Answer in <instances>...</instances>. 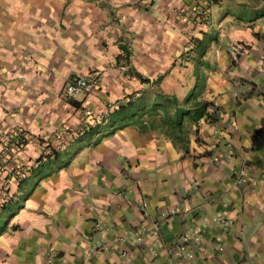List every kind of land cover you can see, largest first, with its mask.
Here are the masks:
<instances>
[{"label":"crops","instance_id":"crops-1","mask_svg":"<svg viewBox=\"0 0 264 264\" xmlns=\"http://www.w3.org/2000/svg\"><path fill=\"white\" fill-rule=\"evenodd\" d=\"M67 2L76 5L69 12L79 15L75 34L62 27ZM189 2L0 0L11 5L0 12L4 124L48 136L65 121L66 105L80 106L84 98L66 104L60 92L68 76L90 71L76 72L89 43L91 54L99 52V31L87 38L84 25L91 20L98 28L96 22L107 14L120 17L129 24L124 34L142 41L112 46L102 63L112 66L129 48L130 67L147 79L138 78L134 90L142 92L141 108L131 112L103 106L101 98L123 100L133 92L122 90L124 78L115 70L102 76L82 104L105 112L104 122L91 123L75 150L62 155L76 153L81 166L74 178L62 173L55 185L47 170L37 177L42 183L31 198L12 214L14 207L6 206L0 222L11 216L0 224V264H264V0H220L202 23L179 26L178 9ZM106 3L111 5L107 12ZM21 12L25 18H19ZM187 36L194 38L193 45ZM234 42L246 46L236 65L228 53ZM172 43L176 47L166 53L165 44ZM140 44L144 61L134 58ZM182 56L185 65H168L170 57ZM143 68L153 70L143 73ZM197 92L211 103L209 116L197 124L184 117V141L178 142L167 134L163 116H174ZM240 170L243 176L236 177L233 172ZM74 182L91 202H72L73 215L66 225L58 222L52 235L54 224L48 214H40L42 202L36 197L51 185L58 191Z\"/></svg>","mask_w":264,"mask_h":264},{"label":"rangeland","instance_id":"rangeland-1","mask_svg":"<svg viewBox=\"0 0 264 264\" xmlns=\"http://www.w3.org/2000/svg\"><path fill=\"white\" fill-rule=\"evenodd\" d=\"M91 1V0H90ZM183 1V0H182ZM220 0H217V3ZM191 2V1H190ZM189 2V3H190ZM215 3V4H217ZM214 4V5H215ZM213 5V6H214ZM10 4H0V12L4 11L5 7H10ZM75 4H70L69 2L65 3V8L63 10V13L61 14V19H64L62 27L64 30H72V34L76 33V20L79 17L75 13V11L69 12L70 7H75ZM104 8L107 12V7L111 6L110 4H104ZM186 6H189V10L191 11L193 6L190 4H186ZM186 7L175 8L174 10L177 11L179 16L176 18L178 21L179 26H183L187 24V22L191 21H185L182 18V10H184ZM18 10L17 12H19ZM188 11V9H187ZM19 18H25L24 12H21V14H18ZM47 15H36L34 18L37 19H45L47 18ZM116 19V20H115ZM203 21V20H202ZM98 24V28L92 27V21L88 20V22H85L84 29L89 32V35L87 38H91V35L93 32L96 34V30L99 31L98 36V48L99 52L92 53L91 43L88 44V48L84 49V55H86L83 59V61H80L78 69L76 72H85L86 70L90 71H96L99 72L102 76L109 75V71L115 70L117 72V76L123 77L124 80L121 82L122 84V90L124 91L125 88L131 89V91L135 93H139L140 90L137 88V90H134V87H137L140 83L137 77L133 76L135 74V70L130 67V60L131 56L133 54L131 53V50H128L127 48L123 49V52L119 53L117 55V62H114V64L111 65H105L102 63L103 58L107 55V53L110 51L112 46L115 47V45L122 46L125 45V47L128 46V42H132V40H135L136 43H141L140 36H127L124 34V32H129L127 28L129 27V24H125V22L120 17H110L108 14L105 18H99V20L96 22ZM196 23H202L201 21ZM176 24V22H175ZM195 24V23H193ZM186 27V26H185ZM179 28V27H178ZM182 29L179 28V32L183 33L181 31ZM117 31V35H114L113 32ZM113 35V36H112ZM188 35V34H187ZM77 37V36H76ZM178 38V37H177ZM189 43L194 41V38L188 37ZM187 40V41H188ZM123 42V44L120 43ZM153 47H156L154 43L151 44ZM150 45V46H151ZM176 47L174 43L172 44H165L164 50L167 51L166 53H169L173 51V49ZM140 53L135 52L134 58L137 60L140 59L144 61V55H142L143 48L140 44ZM87 50V52H86ZM188 51V50H187ZM154 50L151 52L153 53ZM186 53V52H185ZM170 55V54H169ZM179 57V56H178ZM91 60V61H90ZM98 60H100L98 62ZM90 61V62H89ZM186 59L184 56H182L181 60L180 58L176 57H170L169 60V66L175 67L176 65L183 66L186 63ZM97 63V64H96ZM121 66H125V70L121 69ZM143 69H145L143 71ZM141 69L143 73H148L146 69H149V71H152L153 69L150 68H143ZM164 71L166 68H160ZM132 73V74H131ZM147 75V74H146ZM143 74V76H146ZM103 79V78H102ZM125 92V91H124ZM122 95H125L122 93ZM126 95H128L126 93ZM88 97V96H87ZM85 97L84 99L86 100ZM76 99L74 97H70L65 99V103L69 104V100ZM83 100L80 101L79 107H72L69 108L68 105L66 107L68 108L65 121L57 127H55L51 133L47 136L42 133H31L28 131L25 127L22 125H6L3 122L0 121V128H4L5 131H8V133H2V136L0 137V214L2 211L6 208V206H13V210L11 209V214L19 208L22 204H24L27 199L32 197V191L35 188L37 184H41L42 180L38 179V176H44V173L48 170L51 171L53 174V180H51L52 184L59 183V180L61 178L62 173L63 174H71L78 170L81 166V163H75V155L76 153L70 154L69 157H63L67 153H71V150H75L74 144L77 143L79 140L80 135V129L84 127V125H87L88 127L91 125H99L97 123V120L99 118H95L94 121L90 119L86 114L85 110H92L87 105H83ZM103 106L110 108V106H114L115 104L118 106L116 101L112 102L113 99L109 98L107 101H105L104 98H101ZM119 103L122 102V97L119 98ZM82 104V105H81ZM95 112V111H94ZM93 112V113H94ZM97 116L100 117V115L106 116L105 112H95ZM92 121V122H90ZM16 129H19L22 132H25L27 135V139L23 138L21 135L20 137L13 136V131H16ZM87 132V131H86ZM78 135V136H77ZM18 138V139H17ZM73 146H70V145ZM70 151V152H69ZM89 152V151H88ZM66 153V154H65ZM90 153V152H89ZM63 155V156H62ZM88 156V155H87ZM86 156V157H87ZM99 166V165H97ZM50 172V173H51ZM42 173V174H41ZM41 174V175H40ZM233 174L237 177L243 176V171H235ZM58 178V180H57ZM74 178V176H71V179ZM78 182H74L72 187H61L62 189L56 191L55 188L51 185L47 190L44 191L47 195L45 198L43 197V194L39 197H36V199H40V214H48L53 224L54 228L52 229V235L55 234V230H58L57 224L61 223L65 225L70 219L69 216L73 215L72 213L75 211V208L73 207L69 211L70 208L69 205L72 204V202H78L80 200L84 201H90L91 202V196L88 195V193L84 191H78L79 185H76ZM79 184V183H78ZM59 185V184H58ZM53 188V190H52ZM43 189V187H42ZM51 193L50 194V192ZM82 192V193H81ZM35 199V200H36ZM34 200V201H35ZM62 201V202H61ZM61 202V204H60ZM44 203V205H43ZM68 203V206L65 204ZM45 206L44 208H42ZM47 206H49L47 210ZM45 209V210H44ZM49 211V212H48ZM11 214L5 215V220H1L0 224L3 225L4 221H8ZM59 222V223H58ZM18 230H22L23 232L26 230L25 228L16 227ZM55 229V230H54ZM101 247V246H100ZM99 246H93L91 247V250H99ZM101 249V248H100ZM54 257L57 259L59 255V251H54Z\"/></svg>","mask_w":264,"mask_h":264},{"label":"built area","instance_id":"built-area-1","mask_svg":"<svg viewBox=\"0 0 264 264\" xmlns=\"http://www.w3.org/2000/svg\"><path fill=\"white\" fill-rule=\"evenodd\" d=\"M191 1V6L194 8L189 10V6H185L186 8L182 10V18L185 21H191V23H196L199 21H202L206 15L210 7H212L215 3H217V0H189ZM188 9V11H187ZM179 16V14L177 13ZM177 16V17H178ZM194 41L190 45H193ZM228 53L231 60V63L233 65H236L239 61L242 55L246 53V46L243 43L234 42L230 43L228 45ZM262 60L264 61V57H262ZM121 69L125 70V66H121ZM263 70H264V63H263ZM102 82V75L99 72L96 71H88L84 74H74L70 75L66 78L64 85L61 89V97L63 99H67L70 97H76L80 96L81 98H85L92 94L99 86V84ZM114 102V101H112ZM116 103L119 105V101L116 100ZM116 107H118L115 104ZM111 109H113L110 106ZM85 114L92 119V121L95 120V118H99L97 120V123H103L104 122V115L97 116V114L93 113L91 110H85ZM88 130V126L84 125L83 128L80 129V135L86 133ZM8 133V131H5L4 128H0V137L2 136V133ZM20 135L27 139V134L25 132H22L19 129H16V131H13V136L20 137ZM78 136V135H77ZM17 138V139H18Z\"/></svg>","mask_w":264,"mask_h":264},{"label":"trees","instance_id":"trees-1","mask_svg":"<svg viewBox=\"0 0 264 264\" xmlns=\"http://www.w3.org/2000/svg\"><path fill=\"white\" fill-rule=\"evenodd\" d=\"M132 74V73H131ZM133 76L139 78L143 82H147V79H142L140 75L137 73L133 74ZM202 87L201 83H199V89ZM199 92V91H198ZM197 93H191L186 97L185 103L188 105L174 114V116H170L169 114H164L162 119V124L167 126V130L169 132L167 134L174 135V139L178 142L184 141V131H183V121L184 117H186L189 121L197 124L201 118H207L209 116L207 109L211 105L210 102L204 99H200ZM142 92L131 93L126 96L122 102L119 103L116 110H123L125 108L129 109L131 112L136 111L139 108V99L141 98ZM141 108V106H140ZM212 121L216 120V116L212 115ZM140 128H145L146 125L142 122H138Z\"/></svg>","mask_w":264,"mask_h":264}]
</instances>
